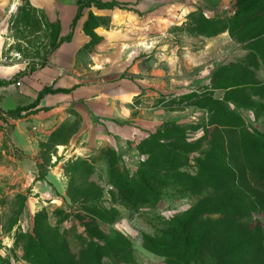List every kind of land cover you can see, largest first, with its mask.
<instances>
[{
	"label": "rangeland",
	"instance_id": "obj_1",
	"mask_svg": "<svg viewBox=\"0 0 264 264\" xmlns=\"http://www.w3.org/2000/svg\"><path fill=\"white\" fill-rule=\"evenodd\" d=\"M195 1L167 32L147 28L145 19H120L116 43L94 36L113 72L134 80L138 95L132 102L146 129L66 161L65 196L39 200L0 184V264H51L52 255L63 264H83L79 253L90 243L103 246V264H219L215 257L230 247L222 264H264V153L257 151L264 148V37L247 41L260 28L252 19L258 9L255 1ZM99 24L109 23L91 17L88 28ZM58 41L57 24L29 0H0L6 66L36 71ZM230 84L253 87L257 96L228 92ZM218 99L225 110L211 112ZM217 118L233 123L225 133L238 165V188L199 189L198 159L218 137L209 125ZM163 124L180 127L165 132L184 164L181 176L169 174L178 184L156 182L154 196L143 198L122 194L114 183L137 178L150 159L143 151L155 148L143 141ZM205 166L218 178L219 163ZM145 172L149 177L151 170ZM207 207L215 213L203 214ZM186 242L192 253L177 257Z\"/></svg>",
	"mask_w": 264,
	"mask_h": 264
},
{
	"label": "crops",
	"instance_id": "obj_2",
	"mask_svg": "<svg viewBox=\"0 0 264 264\" xmlns=\"http://www.w3.org/2000/svg\"><path fill=\"white\" fill-rule=\"evenodd\" d=\"M29 1L57 24L59 41L36 71L22 64L0 67V184L5 191H30L45 200L53 193L66 195V161L112 140L130 139L147 126H141L132 102L138 95L134 80L113 72L94 36L116 43L120 19H145L147 28L167 32L196 1ZM91 17L109 24L90 30ZM46 89L51 91L41 95Z\"/></svg>",
	"mask_w": 264,
	"mask_h": 264
},
{
	"label": "trees",
	"instance_id": "obj_3",
	"mask_svg": "<svg viewBox=\"0 0 264 264\" xmlns=\"http://www.w3.org/2000/svg\"><path fill=\"white\" fill-rule=\"evenodd\" d=\"M242 2H253L255 1V7L258 10H255V14L253 15L252 19L259 22L260 28L258 31L253 34L251 37L247 39L248 40H259L260 38L264 37V0H241ZM78 4L82 5L83 3L81 0H78ZM84 4H90V3H84ZM99 6H104L100 3H98ZM114 5V4H113ZM112 5V6H113ZM257 5V6H256ZM106 6V5H105ZM258 14V15H256ZM261 20V21H260ZM253 87L246 86V85H240V84H230L226 86V89L228 92H232V90L239 89L241 92H245L246 94H250L253 97L257 96L255 93H251ZM50 89H46L42 92L41 95H44L48 92H50ZM53 92V90H52ZM221 101L218 99L214 101V103L211 104L210 111L211 112H218L219 110H222V112L225 110V108L220 107ZM215 104V105H213ZM228 110V109H227ZM234 115V114H233ZM210 126L214 127L216 130V135L218 136L214 142H208L207 149L202 152L204 154V158L198 159L199 163V175L196 178L198 180V184L196 188L199 189H220L222 187H228L230 184L233 188H238L236 184V171H238V165L235 163V154L233 153V150L231 149V146L229 144L228 137L226 135V131L229 128H232L233 123H227L226 121H223L221 119H214L209 123ZM169 126L167 125H160L159 128L155 133H153L149 139H145L143 141L144 145L149 143V141L154 145V149H146V151H143V153H146L150 155V159L146 162V166L143 168L141 172H139L137 178L128 179V178H121L119 181L114 183L115 187L122 192L127 191H133L131 194L133 197L136 198H143L141 196H145V194L154 196L153 191L155 190L154 184L156 182H162L164 184H178L176 181H173L170 177L171 172H175V175H182L180 173L181 168L184 166L179 161L180 156V149L177 147L175 143H170L168 140V137L165 132L171 130H180V127H178L177 124H174L172 128H166ZM183 136V135H182ZM200 147V146H199ZM151 150V151H149ZM154 150V151H152ZM257 151L264 153V148L258 147ZM183 156L186 157L185 154ZM207 161H216L221 165V167L218 168L219 176L218 178H215L212 174V171L209 169H206L205 164ZM146 167H148L151 172L150 176L148 177L145 170ZM145 172V173H144ZM179 172V173H178ZM182 185V183H181ZM195 186V185H194ZM70 197L74 201L76 199V196L74 193H69ZM215 207H207L203 209V214H211L215 213L214 211ZM101 220H107L103 215L101 217H98ZM86 226V225H85ZM89 232V231H86ZM89 234V233H88ZM184 250L176 249L178 253H176V256L186 257L190 256L192 253L191 247L189 248V243H184ZM103 250V246L98 243H90L88 244L86 249H82L80 251V257L82 258L83 264H103V253H101ZM234 248L230 247L226 250H222L220 253L217 254L215 257V260L222 264L223 260H225V255L231 254L233 252ZM182 254V255H181ZM82 255V256H81ZM51 264H63L62 262H59L53 255H52V263ZM65 264V263H64Z\"/></svg>",
	"mask_w": 264,
	"mask_h": 264
},
{
	"label": "built area",
	"instance_id": "obj_4",
	"mask_svg": "<svg viewBox=\"0 0 264 264\" xmlns=\"http://www.w3.org/2000/svg\"><path fill=\"white\" fill-rule=\"evenodd\" d=\"M6 62H8V57H0V67L4 66ZM17 85L20 83L18 82Z\"/></svg>",
	"mask_w": 264,
	"mask_h": 264
}]
</instances>
